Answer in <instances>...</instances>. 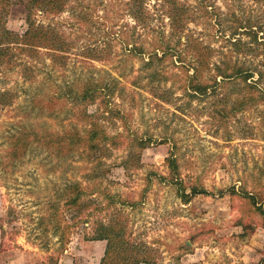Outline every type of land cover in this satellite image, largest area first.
<instances>
[{"label": "rangeland", "instance_id": "obj_1", "mask_svg": "<svg viewBox=\"0 0 264 264\" xmlns=\"http://www.w3.org/2000/svg\"><path fill=\"white\" fill-rule=\"evenodd\" d=\"M183 1L191 9L180 28L162 0L146 1L144 22L130 11L131 0H72L70 11L50 18L38 14L63 30L68 45L60 53L42 50L33 60L17 53L0 74V88L15 92L0 102V264H99L108 241L87 239L94 218L116 225L127 240L113 247L107 264H121L131 246L141 252L140 264H264V217L243 193H264V100L240 105L246 90L239 79L195 96L184 89L177 59L179 53L188 62L199 61L193 48L198 41L212 50L206 78L226 61L244 65L255 78L264 74V0ZM83 9L91 16L81 19ZM238 24L243 27L233 37ZM8 26L16 32L26 28L22 7L9 15ZM156 37L171 41L174 59L148 65V53L131 52L139 43L150 51ZM164 71L173 76L153 77ZM91 73L116 87L112 112L98 102L88 110L110 132L120 133L121 143L105 155L110 170L101 176V209L61 247L59 233L43 229L42 217L51 213L47 202L67 184L85 182L91 158L39 146L22 159L11 158L10 137L26 125L47 123L56 130L87 125L77 108L68 106L53 118L47 109L33 110V98L46 91L64 95L73 80ZM134 137L151 143L141 148ZM172 151L186 192L199 185L207 193L189 202L182 198V184L167 162ZM65 218L72 222L70 211Z\"/></svg>", "mask_w": 264, "mask_h": 264}, {"label": "trees", "instance_id": "obj_2", "mask_svg": "<svg viewBox=\"0 0 264 264\" xmlns=\"http://www.w3.org/2000/svg\"><path fill=\"white\" fill-rule=\"evenodd\" d=\"M146 1L131 0L130 11L139 22H144L147 15ZM162 1L169 5L168 14L170 20L180 28L184 24L185 18L189 17L190 5L186 4L183 0ZM71 3L72 0H0V74L6 69L7 64L15 58L17 53H22L30 60H33L39 56L42 50L54 53L64 52L67 49L68 39L63 30L54 25L52 19H50V22L45 23L43 20H39L37 16L40 13L50 18L65 11H70L72 9ZM20 7L25 10L27 26L22 32H16L8 26V17L14 9ZM78 15L81 19L91 16L84 9ZM82 22L84 23L83 20ZM219 24L221 23L219 22ZM240 27H243V25L238 24L235 27V30L231 34L233 37L239 33L238 31L240 30L238 28ZM151 47V50L147 52L146 46L143 43L134 44L131 52H134L136 56L148 53L149 60L146 62L148 65H151L155 61L165 62V60L174 59L176 56L177 50L167 38L156 37L151 42ZM193 48H195L199 60L195 63L188 62L186 57L177 53L179 55L177 59H179L182 65L181 70L184 75L183 81L186 91H191L190 93L195 96H204L210 90L217 91L216 89L226 82L239 79L243 82L242 88L246 90V94L239 101L240 105H252L257 100H264L263 73L260 72L259 77L255 78L254 71H251L244 65L226 61L216 65L214 75L206 78L205 71L209 69V72L211 68L210 59L212 50L209 48L205 49L201 42L198 41L193 44ZM192 69L194 70L193 73L191 72ZM172 76L169 71L153 75L156 79H168ZM219 77H221L220 80H218ZM211 79L212 82H210ZM115 89L114 83L108 84L103 76H95L91 73L85 78L73 80L67 86L64 95L46 91V94L42 98H33L35 100L33 110L35 107H39L40 111L47 109L49 111L47 115L53 118L58 117L54 113L59 114L66 107L68 108V106V111L77 108L82 113V117L89 120L88 124L84 126L73 124L62 130H56L47 123L39 124L38 126L26 125L22 130L12 134L10 137L11 146L8 153H10L11 158L22 159L33 148L37 149V146L54 151L57 155H69L75 151H79L81 155L85 154L91 158L86 161L87 166L85 167L87 168L89 165L91 170L88 172L85 182L79 180L67 184L63 193H60L56 199L48 200L47 202L51 213L44 218L42 217V222L46 221L45 225L42 224L43 229L44 232L53 229L55 233H59L61 247L69 243L71 234L76 228L89 223L92 220V215L101 209V202L98 201V196L104 193L101 176L110 170L105 167L106 156L108 152H111V150L120 145V133L110 132L106 125L100 121L98 113L91 114L88 106L98 102L100 106H103L104 111L112 112L113 107L110 106V103H112L111 97L114 95ZM14 93L9 87L5 86V89L0 88V102L12 99L15 96ZM44 102H46L45 106ZM59 105L60 108L57 110ZM132 141H135V144L141 148L151 143L150 139L144 140L136 137ZM167 162L171 172L174 173V181L181 183L179 182L181 181L180 164L174 151L167 157ZM181 184V196L186 202L191 201L193 195L207 193L206 188L199 185L192 186L191 192L187 193L183 183ZM243 193L264 217V208L261 205L264 200V193L260 191L248 193L247 190H244ZM115 202L112 199L109 205ZM124 203L134 204L133 202H129V200H125ZM65 211L71 212V223L66 221ZM92 224L94 228L87 239L108 241L105 256L99 263L107 264V259L110 258L113 247L126 244L127 240L124 239L123 232H120L114 224L104 225L97 218L92 220ZM143 259L141 252L131 246L126 248V252L121 257L120 263L140 264L144 261Z\"/></svg>", "mask_w": 264, "mask_h": 264}]
</instances>
